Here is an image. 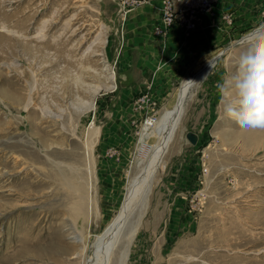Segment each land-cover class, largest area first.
Returning a JSON list of instances; mask_svg holds the SVG:
<instances>
[{
  "label": "rangeland",
  "instance_id": "obj_1",
  "mask_svg": "<svg viewBox=\"0 0 264 264\" xmlns=\"http://www.w3.org/2000/svg\"><path fill=\"white\" fill-rule=\"evenodd\" d=\"M120 2L0 0V264H92L162 143L177 103L125 77ZM253 10L209 53L224 51L188 92L137 231L126 224L106 264H264V129L228 117L218 92L238 41L264 23V0Z\"/></svg>",
  "mask_w": 264,
  "mask_h": 264
},
{
  "label": "crops",
  "instance_id": "obj_2",
  "mask_svg": "<svg viewBox=\"0 0 264 264\" xmlns=\"http://www.w3.org/2000/svg\"><path fill=\"white\" fill-rule=\"evenodd\" d=\"M256 6L257 0H218L213 12L201 17L197 29L188 34L181 25L175 24L164 36L154 32L159 22L156 6L136 7L124 24L121 59L129 62L125 77L132 80L130 84L138 91L150 94L156 102L163 103L165 109L172 107L179 87L205 64L209 53L225 37H234L235 33H239V20L233 21L234 15L241 11L251 13V8L255 13ZM227 16L231 18L228 21H233L229 26L225 20ZM205 76L191 88L202 84Z\"/></svg>",
  "mask_w": 264,
  "mask_h": 264
},
{
  "label": "bare ground",
  "instance_id": "obj_3",
  "mask_svg": "<svg viewBox=\"0 0 264 264\" xmlns=\"http://www.w3.org/2000/svg\"><path fill=\"white\" fill-rule=\"evenodd\" d=\"M223 53L224 51L222 52V54ZM220 54L221 52L214 54L212 57H210L206 61V64L202 68H200L196 74L187 78L184 84L182 85L177 95V100H176L177 104L174 106L171 112V115L166 125L164 126L162 143L158 145L157 147L153 145V147H155L154 148L155 152L153 156L148 161V163L143 167L139 177L135 181V185L132 187L131 190L128 191L125 199L123 200L121 204L118 214L116 215L114 220L109 224V226L105 229V231H103L100 235L96 236V239L93 245L94 252L89 258V261L92 264H106L107 263L111 248L113 247V245H115V243H117V241H119L121 236H125L124 233H122V231H125L126 224L128 222H130L128 225L130 234L128 232L127 235L130 238L134 237V234L136 233L137 227L139 225L138 224L139 219L143 215V211L146 208L147 197L151 190L153 179L161 165L162 159L168 149V146L180 122L181 115L183 112L184 102L191 88V84L198 78V76H201V75L204 76L212 69V67L216 64L218 58H220L219 57ZM53 163H55V161H53ZM56 169L58 171L57 173L61 171L59 162H57ZM64 179L65 181H68L71 184H73V182H71L72 179L70 181V178L65 177V176H64ZM76 189L78 192L80 191L79 190L80 187L78 189L76 186ZM78 198L82 202L86 201L85 195H79ZM79 209H83L81 203H80ZM115 234H116V240H114L113 238ZM85 248L86 247L83 248L82 254L86 250Z\"/></svg>",
  "mask_w": 264,
  "mask_h": 264
},
{
  "label": "clouds",
  "instance_id": "obj_4",
  "mask_svg": "<svg viewBox=\"0 0 264 264\" xmlns=\"http://www.w3.org/2000/svg\"><path fill=\"white\" fill-rule=\"evenodd\" d=\"M237 70L218 84L223 110L241 127L264 129V23L245 34Z\"/></svg>",
  "mask_w": 264,
  "mask_h": 264
},
{
  "label": "built area",
  "instance_id": "obj_5",
  "mask_svg": "<svg viewBox=\"0 0 264 264\" xmlns=\"http://www.w3.org/2000/svg\"><path fill=\"white\" fill-rule=\"evenodd\" d=\"M218 0H121L123 20L136 7L142 4L155 5L159 13V22L155 25L157 35H166L175 24L181 25L186 33L199 26L201 17L213 12V6Z\"/></svg>",
  "mask_w": 264,
  "mask_h": 264
},
{
  "label": "water",
  "instance_id": "obj_6",
  "mask_svg": "<svg viewBox=\"0 0 264 264\" xmlns=\"http://www.w3.org/2000/svg\"><path fill=\"white\" fill-rule=\"evenodd\" d=\"M244 40V38L242 39V40H239L238 42H241V41H243ZM226 51V50H225ZM223 54H221L220 56H222ZM219 56V57H220ZM202 77V75L201 76H198V78L191 84V86L196 82V81H198L200 78Z\"/></svg>",
  "mask_w": 264,
  "mask_h": 264
}]
</instances>
